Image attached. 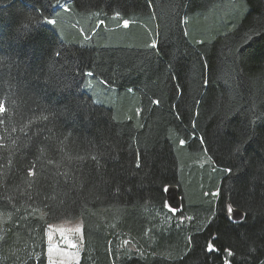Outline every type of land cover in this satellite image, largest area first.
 <instances>
[{
  "label": "trees",
  "instance_id": "trees-1",
  "mask_svg": "<svg viewBox=\"0 0 264 264\" xmlns=\"http://www.w3.org/2000/svg\"><path fill=\"white\" fill-rule=\"evenodd\" d=\"M76 220L79 264H264V0H0V264Z\"/></svg>",
  "mask_w": 264,
  "mask_h": 264
},
{
  "label": "rangeland",
  "instance_id": "rangeland-1",
  "mask_svg": "<svg viewBox=\"0 0 264 264\" xmlns=\"http://www.w3.org/2000/svg\"><path fill=\"white\" fill-rule=\"evenodd\" d=\"M90 87L89 92L93 93ZM109 96L111 97L110 100ZM97 104L107 107L119 108L122 102L116 93L95 92ZM108 100V101H106ZM48 264H79L82 258L81 242L83 228L80 220L61 221L51 224L47 230Z\"/></svg>",
  "mask_w": 264,
  "mask_h": 264
},
{
  "label": "water",
  "instance_id": "water-1",
  "mask_svg": "<svg viewBox=\"0 0 264 264\" xmlns=\"http://www.w3.org/2000/svg\"><path fill=\"white\" fill-rule=\"evenodd\" d=\"M166 198H167V204L170 207V209L174 211H178L181 209V200L182 198L179 195L178 188L176 186H170L168 189H166ZM244 216L243 214L238 210H232L231 211V220L233 222H241L243 220Z\"/></svg>",
  "mask_w": 264,
  "mask_h": 264
},
{
  "label": "snow or ice",
  "instance_id": "snow-or-ice-1",
  "mask_svg": "<svg viewBox=\"0 0 264 264\" xmlns=\"http://www.w3.org/2000/svg\"><path fill=\"white\" fill-rule=\"evenodd\" d=\"M49 23H52V21H49ZM229 211H231V209H229Z\"/></svg>",
  "mask_w": 264,
  "mask_h": 264
},
{
  "label": "bare ground",
  "instance_id": "bare-ground-1",
  "mask_svg": "<svg viewBox=\"0 0 264 264\" xmlns=\"http://www.w3.org/2000/svg\"><path fill=\"white\" fill-rule=\"evenodd\" d=\"M134 255V254H133Z\"/></svg>",
  "mask_w": 264,
  "mask_h": 264
}]
</instances>
